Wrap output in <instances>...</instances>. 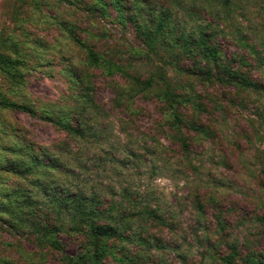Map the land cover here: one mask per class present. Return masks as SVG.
<instances>
[{"label": "rangeland", "instance_id": "rangeland-1", "mask_svg": "<svg viewBox=\"0 0 264 264\" xmlns=\"http://www.w3.org/2000/svg\"><path fill=\"white\" fill-rule=\"evenodd\" d=\"M102 1L107 9L99 8L101 0H0V49L26 61L21 69L24 83L18 84L0 70V87L9 99L35 111L0 108V124L36 147L60 151L73 169L58 171L56 176L71 193L78 188L94 191L102 197L101 207L116 204L120 211L147 224L141 233L151 238L150 252L139 264H224L222 257L235 245L242 254L250 249L264 251V95L197 82L195 91L204 95L208 109L202 112L201 122L212 134L203 137L186 129L191 151L187 155L166 135L169 129L162 102L150 92H141L132 101L119 98L118 90L131 87L130 81L120 73L108 76L102 67L89 64L86 46L124 65H134L132 74L139 73L143 79L149 75L150 65L136 52L144 44L135 28H124L111 0ZM143 1L168 6L182 18H186L184 9L190 12L193 6L192 0ZM200 4L199 0L196 11L210 19ZM236 4L242 9L231 13L235 21L246 26L248 40L263 49L264 0ZM224 30L228 33L231 26ZM70 31L87 45L77 44ZM217 39L227 56L245 54L250 65L243 70L264 83V66L256 63L247 48L228 34ZM86 70L98 108L92 112L85 107L84 112L92 132L103 131L104 136L77 141L49 119L79 103L71 77L85 75ZM166 71L178 86L180 78L170 66ZM186 113L192 116L190 108ZM14 140L12 135H2L0 143ZM0 155L7 157L5 152ZM20 186L38 194L33 186L0 171V190ZM196 196L203 211L197 207ZM147 206L163 221H146L141 212ZM0 227L3 256L22 264H65L59 252L37 248V234L29 228L16 232L2 222ZM58 237L69 255L80 252L82 236L65 232ZM126 247L138 251L131 241ZM26 257L35 259L29 263ZM107 261L123 264L112 257Z\"/></svg>", "mask_w": 264, "mask_h": 264}, {"label": "trees", "instance_id": "trees-1", "mask_svg": "<svg viewBox=\"0 0 264 264\" xmlns=\"http://www.w3.org/2000/svg\"><path fill=\"white\" fill-rule=\"evenodd\" d=\"M236 1L239 0H200L199 8L211 16L207 19L201 18L196 11L199 0H192L190 12L184 9L186 18L174 14L168 6H157V3L149 1L133 0V3L127 5L123 0H111V4L119 12V23L124 28L133 26L144 44L136 51L150 65L149 75L144 79L139 73H131L134 65H124L86 46L88 62L92 67H102L108 76L120 73L130 81L131 87H121L118 90L119 98L129 97V101H132L139 93L150 92L147 94H153L163 103L164 122L169 129L166 135L187 155L191 151L186 129L196 131L203 137H210L212 134L211 129L201 122L202 112H208V109L204 103V95L195 91L197 82L211 87L221 85L239 92L264 95V83L251 78L243 70L250 65L247 56L239 53L227 56L217 39L220 34H228L236 43L247 48L249 55L256 57V63L264 66V47L261 50L256 48L257 44L246 37L247 27L236 22L235 16L231 14L242 9ZM100 6L99 8L107 9V4L102 0ZM227 26H231L228 33L224 30ZM70 34L77 44L87 45L73 31ZM235 58L238 65L234 64ZM186 60L191 63L184 64L183 61ZM25 66L26 61L20 56L13 57L0 49V70L18 84L24 83L25 74L21 69ZM166 66H170L171 71L180 78L178 86L169 80ZM145 67V64L141 65L142 69ZM89 76L90 71L86 70L85 75L74 74L71 77L77 88L74 99L79 103L70 108H62L49 119L64 130L67 136L77 141L87 140L90 136H104L103 131L92 132L84 112L85 107L92 112L98 108ZM0 108L19 109L35 114L31 107L9 99L1 87ZM188 108L192 111L191 117L187 116ZM74 118L77 120L76 124L73 123ZM8 132L9 129L0 124V142L2 135L15 137L13 143H0V152H5L7 156L4 158L0 155V171L9 172L26 185L33 186L38 194L23 186L0 190L2 226L6 225L9 230L16 232L29 228L37 234V248L59 252L65 264H110L108 257L123 264H139L149 257L151 238L141 233L147 230V224L136 221L130 212L120 211L116 204L101 207L102 197L94 191L88 193L84 188H78L76 193H71L56 176L58 171L73 169L64 161L60 151L53 153L47 148L36 147L16 132ZM195 201L199 210L203 211L200 197L196 196ZM37 209H41L38 214ZM50 214L54 217H50ZM141 215L146 221H163V217L150 206L145 207ZM65 232L82 236L84 241L82 240V247L77 255L72 256L65 251L58 237L59 233ZM128 241L133 242L138 251L128 249ZM33 259L35 258L26 257L29 263ZM222 260L224 264H264V251L250 249L242 254L235 245ZM0 264L22 263L3 256L0 250Z\"/></svg>", "mask_w": 264, "mask_h": 264}]
</instances>
